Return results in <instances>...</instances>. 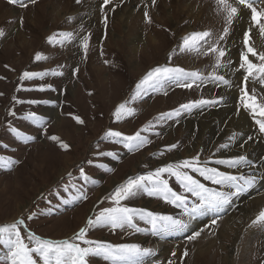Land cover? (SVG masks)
<instances>
[{"label": "rangeland", "instance_id": "1", "mask_svg": "<svg viewBox=\"0 0 264 264\" xmlns=\"http://www.w3.org/2000/svg\"><path fill=\"white\" fill-rule=\"evenodd\" d=\"M128 10L132 11V17L123 19ZM145 12L152 18L151 24L147 23ZM242 14L245 19L239 23L238 34L237 23L233 24V36L236 35L233 53L242 30L247 27V12ZM223 27V18L215 12L214 0H156L155 5L152 0H111L107 7L104 0H80V3L77 0H36L35 3L0 0V30L5 33L0 37V157L4 158L0 161V226L25 219L28 227L22 226V234L32 231L45 239H69L85 227L89 218L113 206L105 197L130 176L199 155L209 167L233 175H253L256 182L235 197L226 211L198 217L184 232L161 238L127 228H93L86 238L111 244L138 243L152 250L153 254L144 258L146 264H168L169 261L172 264H226L225 259L233 257L231 264H264V248L260 245L264 226L252 223L264 210V203L249 216L242 210L248 193L261 191L264 195V134L242 111L251 133L246 128L236 138V132L231 130L234 126L230 124L239 106L238 88L228 89L233 91L228 93L231 94L228 98L223 87L213 84L199 88L194 84L191 89H185L173 83L165 84L162 89H149L133 99L135 85L155 67H182L187 72L208 75L209 58L183 53L179 47L183 37L192 32L211 31L215 37ZM64 32H72L76 39L63 47L49 43L50 36ZM89 33L90 47L85 56L79 42ZM253 45L258 51H264V37L256 30ZM37 54L47 59L38 61ZM26 71H59L62 75L25 80L22 77ZM235 73L239 78V73ZM255 87L259 93L261 86ZM220 96L224 97L221 106L196 107L163 122L157 119L190 101ZM30 100L40 103H27ZM121 103L133 108L135 114L116 121L113 112ZM12 112L16 115L12 116ZM29 112L43 117L44 123L37 125L25 120L23 117ZM76 116L84 123L78 124ZM12 128L27 139L16 136ZM108 130L123 136L141 132L149 143L129 152L122 141L105 139ZM51 136H57L68 148H62ZM252 143L262 148L258 158L242 153ZM173 144L177 147L169 151ZM221 144L227 147L220 148ZM101 153H114L115 158ZM238 155H245L253 166L237 170L214 163L217 159ZM81 169L95 183L82 179ZM190 174L207 187L226 190L198 174ZM165 178L179 190L174 177ZM82 195L86 199H77ZM189 200L195 198L189 194ZM123 203L181 216V209L146 194ZM30 214L34 218L26 219ZM182 218L188 220L186 216ZM214 218L217 223L213 225ZM237 222L242 224L239 236L236 239L225 236L224 226ZM137 223L141 228L150 227L143 221ZM196 230H202L201 235L190 241L188 236ZM251 233L254 236L250 237ZM3 250L0 246V251ZM185 251L187 257L183 255ZM92 264L107 262L95 258Z\"/></svg>", "mask_w": 264, "mask_h": 264}, {"label": "snow or ice", "instance_id": "2", "mask_svg": "<svg viewBox=\"0 0 264 264\" xmlns=\"http://www.w3.org/2000/svg\"><path fill=\"white\" fill-rule=\"evenodd\" d=\"M9 2L16 3L17 0H9ZM35 2L36 0H32V3ZM155 2L156 0H152L153 5ZM214 2L216 14L221 16L224 21L221 34L214 37L211 31L192 32L183 37L179 47L183 53H195L197 56L209 58L211 72L204 75L199 71L187 72L182 67H155L135 85L133 99L142 96L149 89H162L165 84L173 83L177 87L185 89H191L194 84L198 88L203 84H213L223 87L225 90L236 87L239 90V106L235 115L240 116L241 111L244 112L258 126L259 132L264 134V51H258L253 45L254 30L264 37V0H214ZM77 3H80V0H77ZM110 3L111 0H104L105 7ZM21 6L28 7L27 4H21ZM245 11L247 12V27L242 30L239 41L236 43V52L232 53V43L236 42L233 36V24H238L242 19H245L242 14ZM144 15L147 23L151 24L153 21L149 14L145 12ZM105 24H107V16H105ZM4 35L5 33L0 30V37ZM57 36L60 38L57 39ZM75 39L76 36L72 32H64L50 36L49 43H58L63 47ZM90 39L91 34L89 33L83 36L79 42L85 56L89 51ZM35 58L38 61L47 59L41 54H37ZM222 69L224 74H221ZM76 71L79 70L76 69ZM231 72H238L239 78L235 81L226 78V75ZM49 74L62 75L59 71L51 73L26 71L23 73L22 79H43ZM257 84L261 86L259 93L255 87ZM39 90L44 91L43 88ZM223 100L224 97L220 96L219 98H202L190 101L180 105L172 112L162 114L157 119L163 122L180 116L182 111L190 112L196 107H218L222 105ZM17 103H24V101H17ZM27 103L38 104L40 101L30 100ZM44 103H48V101ZM134 114L135 110L128 107L126 103L119 104L113 112L116 121H121L126 116ZM11 115L15 116L16 113L12 112ZM23 118L37 125L44 123L43 117L38 116L35 112L25 114ZM74 119L78 124L84 123L79 116ZM11 130L16 136L25 138L23 133L16 128ZM141 131H147V129ZM50 139L59 143L62 148H68V145L60 141L57 136H51ZM105 139L122 141L129 152L138 151L149 143L141 135V132L123 136L118 131L108 130L105 132ZM176 147L177 145L173 144L168 150L171 151ZM219 147L225 148L227 145L221 144ZM101 155L115 158L114 153H101ZM0 161H4V158L0 157ZM10 162L16 163L15 161ZM214 163L237 170L253 166L245 155H238L230 159H217ZM190 173L198 174L204 180L226 190L218 191L216 188L207 187ZM80 176L85 181H90L83 169L80 170ZM165 177H174L179 190L170 185L169 179ZM90 182L95 183V181ZM255 182L256 177L253 175H233L220 171L216 167H209L208 162H202L199 155L175 163H167L146 174L130 176L105 197L112 202L113 206L104 208L95 218H89L85 227L69 239H45L32 231L22 234V226L25 229L28 227L25 219H18L13 223L0 226V246H3L4 249L0 251V264H92L95 258H100L107 264H146L144 258L153 254L151 249L141 247L138 243L111 244L87 239L89 230L93 228L124 230L127 228L136 233H150L153 236L164 238L173 233L184 232L189 228L190 222L198 217L207 216L209 213L219 215L226 211L233 205L234 198L251 188ZM145 194L161 199L174 208L181 209V216L160 214L145 208L129 207L123 203V201ZM189 194L195 200H189ZM77 199H86V196L82 195ZM184 216L188 218L187 221L182 218ZM33 218L31 214L26 217V219ZM137 221H143L150 227L141 228ZM211 223L214 225L217 220L214 218ZM252 223L264 226V210L258 213ZM201 231H193L188 239L195 241L201 235ZM172 255L175 256V253ZM183 255L187 257L188 252L185 251ZM168 264H172V262L169 261Z\"/></svg>", "mask_w": 264, "mask_h": 264}, {"label": "bare ground", "instance_id": "3", "mask_svg": "<svg viewBox=\"0 0 264 264\" xmlns=\"http://www.w3.org/2000/svg\"><path fill=\"white\" fill-rule=\"evenodd\" d=\"M98 2V1H97ZM95 6V5H94ZM212 12V11H211ZM122 13V12H121ZM120 14V13H119ZM124 14V13H123ZM123 17V19H125V18H127V19H129V17L131 18L132 17V11H129L128 10V12H127V14H125V15H123L122 16ZM119 19V18H118ZM122 18H120V20H121ZM122 21V20H121ZM133 21V20H132ZM124 22H125V20H124ZM239 31H240V27H239V23L237 24V27H236V34H238L239 33ZM136 36V35H135ZM238 36V35H237ZM235 38H236V35H235ZM152 40H154L153 38H152ZM150 41V40H149ZM154 41H156V40H154ZM132 42V41H131ZM148 42V41H147ZM155 43V42H154ZM154 43H152V44H154ZM135 46V45H134ZM232 48V47H231ZM135 51H137L136 49H135ZM233 53V52H232ZM234 58H235V56H234ZM235 74H237V73H235V72H232L231 74H230V78L231 79H237L238 77H236V75ZM223 92H227V94H226V97H228V96H230L231 94H228V93H232L233 91H231V90H225V91H223ZM224 94V93H223ZM229 98V97H228ZM227 98V99H228ZM230 107H232L231 105H230ZM53 115V114H52ZM249 121L247 120V118H245L244 117V115L241 113L240 114V116H233V118H232V121H231V124H230V126H234V127H232L231 128V130H234L233 131V133H235L236 132V138H237V136L240 134V132H245V130H246V128H248L249 127V123H248ZM248 132L249 133H251V129L250 128H248ZM235 136V135H234ZM237 151L239 150V146H238V148L236 149ZM261 150H262V148H261V146H260V144H257V145H255L254 143H252V144H249V146H247L246 148H245V151H242V153H246V154H248L249 155V158H251V157H259L260 156V153H261ZM257 165H259V163H257ZM258 178V177H257ZM102 193H104V191L102 192ZM101 193V194H102ZM261 193V191H259V192H250V193H248L246 196H245V198L246 199H244L243 201L245 202V205H244V207H243V212L245 213V215L246 216H249L250 214H253V211H255V210H257V209H259V206L260 205H262L263 203H264V195H261L260 194ZM256 194V195H255ZM254 195H255V197H254ZM146 205H147V202H146ZM150 206V205H149ZM21 208V207H20ZM228 220V219H227ZM226 220V221H227ZM229 221V220H228ZM224 223H226V222H224ZM225 225V224H224ZM223 225V226H224ZM222 226V227H223ZM241 226H242V224H240V222H237V223H234V224H231V225H227V226H224L225 228L223 229V233L225 234V236H227V237H229L230 239L231 238H233V239H236V238H234V237H238L239 235H238V232H239V230L241 229ZM220 233V232H219ZM221 234V233H220ZM222 235V234H221ZM236 235V236H235ZM251 236H254V234L253 233H251L250 234V237ZM246 237H249V235L248 236H246ZM261 237H262V239H263V241L261 242L262 244H260L261 245V247L262 248H264V234L263 235H261ZM220 240V239H219ZM243 242V241H242ZM209 244V243H208ZM212 245V244H211ZM221 245V244H220ZM223 245V244H222ZM210 246V245H209ZM209 246L207 245V246H205V247H207V248H209ZM204 247V246H203ZM202 247V248H203ZM205 250H206V248H204ZM223 249H225V248H223ZM202 250V249H201ZM226 250H227V248H226ZM207 251V250H206ZM231 251V250H230ZM203 252V251H202ZM198 256V255H197ZM231 257V256H230ZM226 258V257H225ZM234 258V257H233ZM233 258H228V259H225V263L226 264H231L233 261H232V259ZM224 259V258H223Z\"/></svg>", "mask_w": 264, "mask_h": 264}]
</instances>
